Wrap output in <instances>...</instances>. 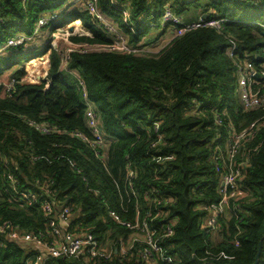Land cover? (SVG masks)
Masks as SVG:
<instances>
[{
    "label": "trees",
    "instance_id": "obj_1",
    "mask_svg": "<svg viewBox=\"0 0 264 264\" xmlns=\"http://www.w3.org/2000/svg\"><path fill=\"white\" fill-rule=\"evenodd\" d=\"M79 2L0 0V46L20 33L33 36L51 15L42 30L68 24L77 30L82 22L92 36L72 42L106 48L72 52L63 70L64 59L48 44L36 56L51 52L41 84L23 83L25 71H16L11 92L0 86V227L11 223L38 235L69 206L72 232L88 230L117 246L137 232L132 227L147 223L161 249L158 264H254L264 237V104L246 110L236 93L242 68L251 64L264 73V0H98L113 31L101 28ZM167 12L181 19L179 25L164 21ZM212 22L220 26H208ZM157 29L159 37L171 29L172 39L146 52L144 39ZM121 36L132 50H108ZM23 48L11 46L8 58L0 54V75L20 62ZM87 101L108 138L104 161L73 136L91 137ZM30 122L56 131L47 135ZM242 133L251 136L234 163L242 169L237 184L246 197L232 200L230 215L209 231L206 209L222 200L230 135ZM7 174L20 192L38 196L37 204L14 202ZM135 250L126 258L115 253L111 261L46 264H143ZM30 253L28 245L0 234V264H26ZM263 258L264 242L260 264Z\"/></svg>",
    "mask_w": 264,
    "mask_h": 264
},
{
    "label": "built area",
    "instance_id": "obj_2",
    "mask_svg": "<svg viewBox=\"0 0 264 264\" xmlns=\"http://www.w3.org/2000/svg\"><path fill=\"white\" fill-rule=\"evenodd\" d=\"M79 1L87 3V11H89L91 16L96 20L101 28L103 27L104 29L113 31L112 26L108 24L109 21H107V19L97 8L98 0H77V3ZM104 19L108 22V25H106V21ZM164 21H171L179 25L181 19L173 16L170 12H167L164 16ZM47 24L48 21L45 18L40 22L41 27ZM199 26L200 25L195 24L185 26L184 29L179 32V35H181L186 30ZM208 26L219 27L220 23L212 22L209 23ZM116 40L120 42L125 41L121 37ZM116 40L113 42V45L107 48L108 50H116L114 46L117 45ZM10 44H12L13 47H18L23 45L24 42H10ZM126 49L127 48H125V50L122 52H130L132 50ZM258 79H261L262 82ZM15 85L16 82L13 80L12 84L7 87V91L11 92ZM262 87L264 88V73L258 74L251 64L240 70L238 89L242 105L246 110H254L264 104V93L262 92ZM86 119L91 137L82 132L74 133L73 136L81 139L84 143L90 146L95 151V156L98 159L104 161L105 158L102 156L101 149L108 148V138L99 128L98 117L94 106L88 101ZM30 125L47 135L56 131L54 126L39 125L34 122H30ZM250 136L251 133L230 135L229 142L227 144V158H225L228 163L223 162V164L228 169V173L224 174L222 177V200L218 205H214L206 209L209 214L207 220V229L209 231L217 229L219 227L220 220L227 215L226 213L228 211H231L232 200L238 201L246 197L245 192H243V190L240 189L237 184L238 178L242 176V169L239 166H236L234 160L241 150L245 139ZM220 152L222 153L223 151L220 150ZM221 155H223V153ZM217 167L218 170H220V166L217 165ZM131 176H133V173L130 174V178H132ZM5 178L14 191V196L12 198L14 202L20 203L22 207H33L35 204H37L38 196L30 192H20L18 190V181L14 175L7 174ZM44 206L48 215L54 214V209L49 203L45 204ZM72 213L73 209L71 207H63L58 217H53L51 219L47 226L46 232L40 233L38 235L34 233H25L19 228L13 226L11 223L2 225L0 227V234L3 235L8 242L28 245V248L31 249V253L26 260V264H46L52 259H83L88 262L96 260L111 261L115 253H119L120 256L124 258L128 257L136 249L137 244L142 245L136 249L139 262L143 264H158V257L161 254V249L158 245V242L154 240L155 234L150 232L147 223H143L142 227H139L138 225L132 227L133 230L137 231L136 233L141 235V239H134L132 236H130L127 240L122 239L119 246H117L109 240L106 242H100L88 230L83 229L72 232L70 230L72 225ZM110 215L116 221H119V218L115 212L111 211ZM62 226L66 228V233L63 232ZM225 259L231 260V258L227 256H225ZM167 262H171V260H168Z\"/></svg>",
    "mask_w": 264,
    "mask_h": 264
},
{
    "label": "rangeland",
    "instance_id": "obj_3",
    "mask_svg": "<svg viewBox=\"0 0 264 264\" xmlns=\"http://www.w3.org/2000/svg\"><path fill=\"white\" fill-rule=\"evenodd\" d=\"M78 4H79V2H78ZM197 14H198V12H197ZM45 19H47V21L49 22V20H51L53 18L51 15H49ZM107 21L105 22L106 25L109 24L110 26H112V23H110V22L108 23ZM44 22H45V20H44ZM197 23H199V21L196 23H193V24H197ZM71 25L72 24H68L64 27L58 26L56 28V30L51 29V28L46 29V30H42L41 28H43V27H41L39 24L38 27L35 28L33 36L26 35V33H20L15 38L11 39L7 44L0 46L1 56L4 58H8L14 54L12 51L7 52V50L12 46V44H10V42L11 43H16L18 41L24 42V44H23L24 48L21 51V55L23 57L21 58L20 62L18 61L19 64L17 62V64L13 65V67L11 69H9L8 71H5L4 74L0 75V86H2V88L6 87V90H7V87L12 84V81H13L12 76L15 75L16 71H25L26 75L22 79L23 83H25V84H41L42 81L47 78L48 73L51 69V63H50L51 52H48L47 54L42 55L41 57H36V56H40V54L43 52L45 46L48 44L52 48L56 49L61 54L62 58L64 59L63 70H66V59L69 57V55L72 52H76V51L88 52V51H92V50L95 51V50L106 49V48H101L100 46H89V45H83V44L77 45V44L73 43L71 40L73 37H80V38L91 37L92 34L84 26V24L82 22H81V25H79V27H78V29L80 28V30H78V29L76 30V28H74V29L71 28L72 31H71V29L69 30V27ZM172 33H174V32L170 29L168 31V34H166L165 36L159 37L158 36V29H157V31L156 30H152V32L150 31V33L147 34V36L143 42L148 46L143 48V49H145L146 52L147 51L153 52V53L158 52L160 50V48L165 47L170 42V40L172 39L171 38ZM121 37H123V36H121ZM150 38H157L158 41L156 40L154 43H152V45L151 44L149 45L148 43H149ZM124 40L126 42L125 41L120 42V41L116 40L117 45H114V46H115V49L117 51L122 52L125 50V48L130 49L126 44L128 40L125 38H124ZM40 58L41 59L45 58V59L43 61H41ZM36 78H38V81L36 83H34L32 81V79H36ZM236 96L238 99L241 100L240 94H239V89L237 90ZM226 143H227V140L225 139L224 148L222 147L223 149L227 148ZM226 214L229 216L230 211H228ZM132 237L134 239H141V235L139 233L132 234ZM262 264H264V258L262 260Z\"/></svg>",
    "mask_w": 264,
    "mask_h": 264
},
{
    "label": "water",
    "instance_id": "obj_4",
    "mask_svg": "<svg viewBox=\"0 0 264 264\" xmlns=\"http://www.w3.org/2000/svg\"><path fill=\"white\" fill-rule=\"evenodd\" d=\"M71 31H72V29H71ZM263 242H264V237H263V239L261 241L259 252H258L257 258H256V262L254 264H260L261 256H262V250H263Z\"/></svg>",
    "mask_w": 264,
    "mask_h": 264
},
{
    "label": "crops",
    "instance_id": "obj_5",
    "mask_svg": "<svg viewBox=\"0 0 264 264\" xmlns=\"http://www.w3.org/2000/svg\"><path fill=\"white\" fill-rule=\"evenodd\" d=\"M63 232L66 233V228L62 226Z\"/></svg>",
    "mask_w": 264,
    "mask_h": 264
},
{
    "label": "bare ground",
    "instance_id": "obj_6",
    "mask_svg": "<svg viewBox=\"0 0 264 264\" xmlns=\"http://www.w3.org/2000/svg\"><path fill=\"white\" fill-rule=\"evenodd\" d=\"M44 59H45V58H42V59L40 58L41 61H43Z\"/></svg>",
    "mask_w": 264,
    "mask_h": 264
}]
</instances>
